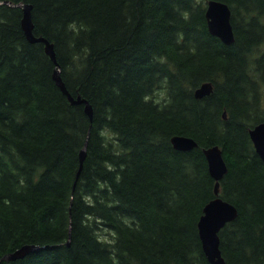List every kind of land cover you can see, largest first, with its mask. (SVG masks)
I'll return each instance as SVG.
<instances>
[{"label":"trees","instance_id":"obj_1","mask_svg":"<svg viewBox=\"0 0 264 264\" xmlns=\"http://www.w3.org/2000/svg\"><path fill=\"white\" fill-rule=\"evenodd\" d=\"M0 264H211L198 222L215 197L204 148L219 145L226 264H264V0H220L234 43L208 29V0H0ZM70 94L92 106L75 104ZM212 92L196 98L203 83ZM194 138L176 149L171 138ZM86 157L80 171V154Z\"/></svg>","mask_w":264,"mask_h":264},{"label":"water","instance_id":"obj_2","mask_svg":"<svg viewBox=\"0 0 264 264\" xmlns=\"http://www.w3.org/2000/svg\"><path fill=\"white\" fill-rule=\"evenodd\" d=\"M14 7L23 9L22 28L27 39L31 43L42 42L45 44L47 54L56 62V54L54 45L44 37H36L34 35V23L32 21V5L29 4H12L10 1L2 2ZM206 18L208 22L209 32L222 40L223 43L230 45L235 41V35L232 25V10L230 6L220 0H208L206 8ZM54 79L64 94L69 100L75 104H85V111L93 117L92 106L85 99H75L66 88L60 76V70L57 69L54 73ZM213 90V85L209 82L203 83L195 90L196 98H203L209 95ZM250 138L253 142L256 152L264 162V121L255 125L249 130ZM173 146L182 151H189L198 147L197 141L189 136L175 135L171 138ZM85 146L80 154V171L83 167V162L86 157ZM205 157L208 161L209 172L215 180V197L210 200L204 207L203 215L198 222L199 235L201 238L203 250L211 264H226L220 248V232L230 222L234 221L238 216L237 207L225 200L220 195L221 180L228 173V164L223 154V150L219 145H214L203 149ZM39 250V246L26 245L16 250L11 254L5 255L2 261H10L24 258L28 254Z\"/></svg>","mask_w":264,"mask_h":264},{"label":"bare ground","instance_id":"obj_3","mask_svg":"<svg viewBox=\"0 0 264 264\" xmlns=\"http://www.w3.org/2000/svg\"><path fill=\"white\" fill-rule=\"evenodd\" d=\"M56 81V80H55ZM57 83V82H56Z\"/></svg>","mask_w":264,"mask_h":264}]
</instances>
